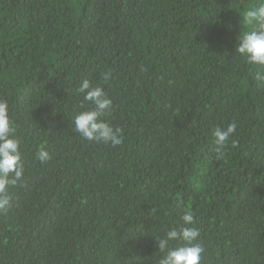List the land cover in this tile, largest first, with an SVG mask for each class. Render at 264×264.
I'll list each match as a JSON object with an SVG mask.
<instances>
[{"label": "trees", "instance_id": "trees-1", "mask_svg": "<svg viewBox=\"0 0 264 264\" xmlns=\"http://www.w3.org/2000/svg\"><path fill=\"white\" fill-rule=\"evenodd\" d=\"M256 2L0 0V99L25 163L0 264H158L155 238L189 211L201 264H264V69L235 54ZM84 79L113 102L116 148L73 131Z\"/></svg>", "mask_w": 264, "mask_h": 264}, {"label": "clouds", "instance_id": "clouds-1", "mask_svg": "<svg viewBox=\"0 0 264 264\" xmlns=\"http://www.w3.org/2000/svg\"><path fill=\"white\" fill-rule=\"evenodd\" d=\"M240 22L244 30L237 37L235 54L254 68L264 69V0H257L240 12ZM110 76L106 73L105 80ZM254 79L258 85L264 86V72L257 71ZM76 93L83 97L85 103L73 117V131L89 142L103 143L112 148L121 145L122 130L114 128L107 120L113 102L104 89L84 79ZM236 129L235 122L213 129L218 156L223 155V149ZM232 143L235 144V141ZM50 159V153L43 146L36 151L35 160L39 163L46 164ZM24 173L25 163L17 127L10 118L8 102L0 99V215H6L13 207L11 189L24 185ZM181 221V224L155 238L161 253L158 264H201L205 249L199 243L201 233L195 227L194 216L190 211L186 212ZM172 242H176L175 247L171 246Z\"/></svg>", "mask_w": 264, "mask_h": 264}]
</instances>
